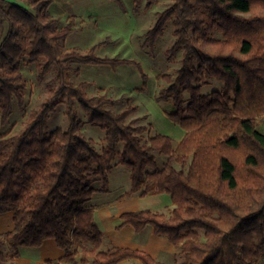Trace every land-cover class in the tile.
Returning <instances> with one entry per match:
<instances>
[{
    "label": "trees",
    "instance_id": "16d2710c",
    "mask_svg": "<svg viewBox=\"0 0 264 264\" xmlns=\"http://www.w3.org/2000/svg\"><path fill=\"white\" fill-rule=\"evenodd\" d=\"M124 7L122 0H116ZM143 0H134L140 5ZM53 0H0V125L9 122L15 101L25 104L27 81L22 61L36 64L44 82L53 69L47 96L28 116L24 129L0 127V215L13 212V229L0 233V264H17L21 247H39L54 238L65 254L47 264H117L138 258L165 264L144 250L102 248L104 233L91 200L109 191L115 164L131 169V188L171 195L170 215L153 209L123 214L136 231L147 225L180 248L173 264H261L264 261V0H173L157 13L144 46L154 47L167 23L174 26L170 54L182 50L176 75L162 74L167 85L159 101L173 105L168 115L185 130L175 142L132 118L139 108L115 111L117 99L105 87L90 95L93 80L75 83L81 64H137L134 59L100 56L98 44L83 52L67 50L75 18L51 11ZM152 0H147L150 7ZM210 78L221 90L204 93ZM65 104L67 127L49 120ZM104 132L99 150L86 136L85 120ZM157 153L167 157L158 165ZM179 165L180 167H177ZM101 178L102 187L94 182ZM79 257V259H78Z\"/></svg>",
    "mask_w": 264,
    "mask_h": 264
},
{
    "label": "rangeland",
    "instance_id": "374dc122",
    "mask_svg": "<svg viewBox=\"0 0 264 264\" xmlns=\"http://www.w3.org/2000/svg\"><path fill=\"white\" fill-rule=\"evenodd\" d=\"M17 1V0H15ZM58 7L64 6L63 15L58 9L51 11L56 16H62L61 26L65 25L69 16H74L75 27L67 38L65 47L67 50L77 48L86 52L93 45L98 44L97 54L104 57H119L134 59L139 62L141 68L133 64H121L114 68L109 64H81L74 66L81 69V74L71 75V80L78 83L82 80H93L95 84L88 89L90 95L100 93L99 87H105L110 96L117 99L114 106L115 111L124 109L131 97L132 103L139 106L132 118H138V125L144 124L148 127L145 134L156 133L168 134L175 142H179L185 135L186 130L168 112L173 110V105L158 100V94L167 82L161 77L164 73L176 75L177 69L181 66L182 50L170 54L169 49L173 46L174 26L172 21L167 23L165 32L160 36L154 47L144 46L146 32L155 24L157 13L168 8L173 0H152L150 7L147 0L136 5L134 0H122L124 7L116 0H55ZM71 6V7H70ZM22 71L28 87L24 106L15 101V109L9 122L0 125L3 133L16 134L21 132L26 124L29 113L33 108L38 107L47 96L51 80L55 77L53 69L46 76L44 82L38 80V67L36 64H29L22 61ZM223 83L215 78H210L203 87L204 93H211L214 90H221ZM80 116L85 120L83 130L86 136L91 137L95 146L101 150L104 146L105 132L97 125L88 121L87 113L79 104H76ZM66 106L61 104L57 111L51 116L49 125L51 129L56 127H67L68 120L65 113ZM258 130L264 133V116L260 118ZM167 157L157 153L158 165L162 166ZM180 167L179 165H176ZM99 188L103 185L101 178L94 182ZM131 188V169L123 164H115L109 175V191H97L91 204L100 208L98 201H105V204L117 203L115 210H140L150 208L160 210L170 215L169 209L172 206L171 195L168 193L149 194L140 196L138 193L130 197L120 199V196ZM172 209V208H171ZM100 223L101 216L99 214ZM13 212L8 210L0 215V232L13 229ZM108 245L104 246L108 250ZM23 257L25 258L26 255ZM264 264V261L261 262Z\"/></svg>",
    "mask_w": 264,
    "mask_h": 264
},
{
    "label": "crops",
    "instance_id": "0c3cea01",
    "mask_svg": "<svg viewBox=\"0 0 264 264\" xmlns=\"http://www.w3.org/2000/svg\"><path fill=\"white\" fill-rule=\"evenodd\" d=\"M55 3L56 1L53 0V5H55ZM53 7L54 9H58L60 11V15H63L64 6L62 4H60L59 7L57 5ZM96 193L94 194L93 198L95 197ZM138 194L140 196H143L141 192H138ZM152 195H156L158 197L161 194L156 193ZM93 198L91 202L93 201ZM121 198L124 197L121 195L120 199ZM98 202L102 205L100 208L95 207V205L93 206L95 208L96 220L104 233V241L102 246L103 249L104 246L108 245L109 243L108 249H114L116 247H130L133 249L144 250L151 254L157 261L165 264H173L176 261H182V258L179 256L180 248L171 243L167 236L155 233L154 228L151 225H147L141 231H136L133 225L127 222L123 214L129 211L136 210H115V208L117 207L116 202L105 204V201H102V199ZM172 207L173 205L170 206L169 212ZM155 211L160 210L157 209ZM99 214L103 223H100ZM1 230L2 229H0V231ZM64 254L65 250L58 245L57 241L54 238H49L39 247H21L20 256L17 257L16 260L17 264H47V260L58 259ZM23 255H26V257L24 258ZM87 264L96 263L89 262ZM117 264L143 263L138 258H128L120 261Z\"/></svg>",
    "mask_w": 264,
    "mask_h": 264
}]
</instances>
